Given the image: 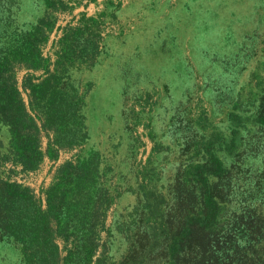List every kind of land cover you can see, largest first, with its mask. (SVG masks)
Segmentation results:
<instances>
[{
    "label": "rangeland",
    "instance_id": "374dc122",
    "mask_svg": "<svg viewBox=\"0 0 264 264\" xmlns=\"http://www.w3.org/2000/svg\"><path fill=\"white\" fill-rule=\"evenodd\" d=\"M31 27L60 92L30 104L23 83L47 75L12 64L9 77L40 127L42 158L23 169L0 125V188L24 191L16 210L29 213V230L18 231L25 250L7 218L15 199L1 201L0 193V264L42 256L47 239L34 212L56 229L45 215L47 193L68 187L90 152L112 198L95 232L93 264H165L151 221L183 206L190 193L184 166L222 143L219 135L242 115L264 114V0H0L4 49L14 51L19 30ZM46 111L51 118L42 127ZM57 124H67L62 135L53 132ZM54 244L62 264L74 240L54 235Z\"/></svg>",
    "mask_w": 264,
    "mask_h": 264
},
{
    "label": "trees",
    "instance_id": "16d2710c",
    "mask_svg": "<svg viewBox=\"0 0 264 264\" xmlns=\"http://www.w3.org/2000/svg\"><path fill=\"white\" fill-rule=\"evenodd\" d=\"M37 28L20 29L22 43L15 45L14 51L4 49L3 36H0V125L8 130V153L26 170L34 169L42 158L40 127L9 77L12 64L17 59L28 68H42L47 75L37 84L32 79L23 83V90L29 91L30 104L37 105L60 92L58 81L48 73L46 64H42L45 61L40 57L34 37ZM67 54L64 51L60 59H65ZM42 115L44 127L51 115L47 111ZM255 115L239 116L241 119L234 125L229 124V134L219 135L222 143L203 151L198 162L184 166L185 185L190 193L184 196L183 206L172 210L165 219L152 218L158 250L166 251L165 264H264V114ZM76 120V115L67 118L70 124ZM67 124L51 127L56 135H62ZM59 141L56 138L57 144ZM94 157L90 152L74 168L68 187L56 184L47 193L45 215L54 218L55 230L48 216L40 217L41 212H34L43 225L47 243L40 245V258L34 259L30 253L31 264H60L54 235L74 240L73 250L62 264H93L95 232L112 202L110 194L99 184L101 169L94 163ZM0 189L1 201H6L9 194L15 199L7 218L12 233L22 238L26 250L27 245L18 231L23 230L25 235L29 230L26 228L29 213L26 208L27 213L21 216L16 210L24 191L10 193L4 186ZM233 193L242 194L235 197ZM22 220L25 227L21 228ZM32 225L31 231L43 232L39 224Z\"/></svg>",
    "mask_w": 264,
    "mask_h": 264
}]
</instances>
